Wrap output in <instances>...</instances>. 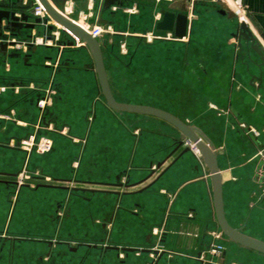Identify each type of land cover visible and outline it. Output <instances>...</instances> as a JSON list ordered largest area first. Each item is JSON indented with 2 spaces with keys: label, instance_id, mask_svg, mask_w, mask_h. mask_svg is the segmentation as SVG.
I'll use <instances>...</instances> for the list:
<instances>
[{
  "label": "crops",
  "instance_id": "0c3cea01",
  "mask_svg": "<svg viewBox=\"0 0 264 264\" xmlns=\"http://www.w3.org/2000/svg\"><path fill=\"white\" fill-rule=\"evenodd\" d=\"M13 1L0 0V4L6 6L0 9L10 10L7 7L14 3L26 6L35 0ZM112 1L95 0L91 5L88 0H51L58 11H68L72 21L80 20V13H85L89 14L88 24L98 21L113 30L100 42L109 86L117 102L135 105L127 99L134 94L147 98L149 86L157 81L153 80L155 75L159 78L157 82L162 76H173L191 108L206 100L194 115H183L179 111L168 113L200 129L213 143L223 178L227 221L233 228L264 242V181H261L264 162L259 155L264 150V72L262 83H252V76H259L260 71L252 64L246 50L241 51L239 40L233 37L239 19L222 13L223 5L233 12L231 0H195L192 19H189L192 0H114L111 4ZM115 5L118 6L116 11L112 9ZM245 5L249 19L257 22L262 34L251 30L264 47V0H245ZM132 7L137 10L134 14L126 12ZM19 13L23 11L16 10V14ZM166 13L187 16L184 38H177L175 31H168L167 36L162 37L157 33V26ZM134 18H138L136 24ZM36 31L39 37L43 36L42 26H37ZM7 33L25 40L31 31L22 25L13 26L4 18L0 37ZM241 42L245 46V41ZM39 47L28 50V54L7 48L5 53L0 51V86L7 87L0 94V114L7 116L0 117L3 225L6 226L9 213L7 208L5 210V202L8 206L11 194H21L24 186L18 187L15 180H8L11 177L2 174L17 176L26 166L31 177L39 174L56 185L70 188L41 187L34 182L25 186L27 194L39 198L36 204L27 201L24 207V212H28L24 213L25 217L32 214L34 223L29 228L27 222L20 223L12 236L25 237V232L34 234L37 240L33 262L117 264L120 260V264H264L263 254L234 242L229 246L224 234H220L209 169L197 150L184 154H181L184 147L177 150L182 139L180 132L160 118L135 113L136 116H129L108 106L88 48L65 49L61 55L62 66L55 74L46 65L51 58H46L43 64L52 71L47 79L14 76L9 58L21 59L28 66ZM45 48L57 50L55 59L58 57L57 45ZM83 48L87 51L85 61L65 56L69 50ZM251 56L253 62H260L253 52ZM4 62L8 63V70ZM82 72L90 74L91 79H76V74L81 76ZM117 74L121 78L117 79ZM51 82L53 104L45 112L39 135L50 139V134L61 137L62 161H56L52 154L46 158L47 164L30 170L29 160L33 153L29 156L21 150L26 154L27 164L20 167L22 154L5 151L13 140L35 132L40 121L35 111L36 100ZM13 87H20V91L16 93ZM9 91L18 99L1 98ZM154 101L161 102V98ZM148 107L156 108L157 105ZM75 114L83 115L81 125L91 123L93 126L100 118L99 135L91 146L90 132L86 138L82 136L86 127L68 121L72 115L71 118H75ZM241 124L255 127L260 135L249 134ZM133 125L134 129L130 130ZM49 126L55 130L47 128ZM116 128H120L119 138L104 137L106 132ZM74 133L78 135L73 136ZM128 137L131 139L125 141ZM52 142V151L54 148L56 151L59 142ZM160 164L163 165L159 168ZM115 183L124 186L104 185ZM73 188L100 191L73 192ZM63 207L64 212L60 210ZM21 245L8 246L2 239L0 264H29L26 254L17 251L18 248L27 249L23 246L26 244ZM213 245L222 246V252L211 254Z\"/></svg>",
  "mask_w": 264,
  "mask_h": 264
},
{
  "label": "water",
  "instance_id": "95a60500",
  "mask_svg": "<svg viewBox=\"0 0 264 264\" xmlns=\"http://www.w3.org/2000/svg\"><path fill=\"white\" fill-rule=\"evenodd\" d=\"M39 3L43 6L47 14L53 21L59 23L65 31L70 32L72 35L82 40L85 43V47L88 48L93 56L95 71L97 73L99 84L101 87L102 94L108 104V106L116 112L120 113H135L146 116H153L165 120L172 124L181 134L182 139L178 142L177 150L179 148H183L181 154L191 152L192 150H197L210 172L212 185H213V202H214V210L217 223L219 228L223 231L225 236L232 242L261 253L264 255V242L258 239L252 238L242 232L241 229L233 228L227 218L225 216L224 204H223V186H222V174L220 172L217 160V153L215 152V147L213 143L205 136V134L198 128L188 125L186 122L182 121L178 117L174 116L171 113L166 111L148 107V106H139V105H130L123 104L116 101L114 98L108 78L106 73V68L104 64L103 50L102 45L99 40L93 38L86 30H84L77 23L71 21L65 16L61 15L54 7L50 0H38ZM114 0L111 2V4ZM223 5V4H222ZM5 5H0V8H5ZM223 14L229 13L234 18L236 16L235 12L228 11L226 6L223 5ZM10 10L0 9V24L1 21L5 18L10 20L13 26L22 25L26 29L32 30L36 28L38 24L41 23L40 18H36L33 23H30L29 20L34 16L33 10L30 9V6H20L17 3L13 4L10 7ZM16 10H22L23 16L22 18H18L15 16ZM231 12V13H230ZM45 21V20H44ZM188 26L187 16H176L173 13H166L164 19L157 26V33L161 36H167L168 31H175V36L179 39H182L186 36ZM251 28L256 30L258 34H262L261 29L259 28L257 22L252 18L249 19V22H240L237 27L236 33L233 34V37L238 41L239 40V48L241 51L244 49L248 54V58L255 64V66L259 69V76H252L253 81H259L262 83V75L264 72V47L258 42ZM51 29V28H50ZM242 40L245 41V46L242 44ZM72 46V44H71ZM245 47V48H244ZM1 51L5 53L6 47L3 46ZM256 54L259 58V63H255L252 60L251 53ZM28 57L25 56V60ZM163 164L158 165V167H162ZM264 167V166H263ZM264 170V168H263ZM5 177H15L13 174H2ZM261 181H264V177L261 178ZM41 187H51V188H64L70 189L69 187H62L53 183L50 184H38ZM109 187H119L122 188L124 185L121 183L115 184H104ZM73 192H89L95 193L100 190L93 189H81V188H73ZM113 193L115 195H120V192L113 191H104ZM118 249V248H115ZM124 251L132 252L133 249L123 248ZM144 252H150L151 250H143ZM156 254L159 251H155Z\"/></svg>",
  "mask_w": 264,
  "mask_h": 264
},
{
  "label": "rangeland",
  "instance_id": "374dc122",
  "mask_svg": "<svg viewBox=\"0 0 264 264\" xmlns=\"http://www.w3.org/2000/svg\"><path fill=\"white\" fill-rule=\"evenodd\" d=\"M16 1L17 0H14L13 2H16ZM2 4H5V3H2ZM2 4H0V5H2ZM197 8H199V7H197ZM196 11H199V10L197 9ZM137 21H138V18L133 19L134 24H136ZM80 23H82V22H80ZM56 55H57V50L46 49L45 47H39L37 52L34 53L33 58H32V60L28 66L25 65L21 59L9 58V62L11 63L12 68H13L12 74L14 76L21 77V78H27V79H39V80L47 79L51 76L52 71L50 69L46 68L43 63L46 61V58H51V60H54ZM65 56L71 57V58H74V59H77L80 61L81 60L85 61L86 57H87V51L84 48L78 49V50H69L65 53ZM22 58H24V57H22ZM0 71H1V69H0ZM74 72H75V70H74ZM82 73H83V75H81V76L76 74V76H75L76 79H79L81 77H83L85 80L91 79L90 74L85 73V72H82ZM119 77L120 76L117 74L116 78L119 79ZM152 77H151V79H152ZM83 78H81V79H83ZM156 78H157V76L155 75L153 80L158 81L159 78H157V79ZM172 78H173V76L169 77V76L165 75V76L161 77L160 82H157V81L152 82L151 81L153 84L150 85L148 88L149 91L147 94V98L144 97L145 95L142 96V95H137V94L135 95L134 94L133 96H130L127 98L129 100V103L135 104V105H144V106H149V105L153 104L155 106L157 105L156 108H159V109L167 111V112L168 111H171V112L179 111L183 115H191V114L194 115L196 113V111H198V109H201L203 107L204 103H207L206 100L200 101L198 103L197 107L191 108L188 105V102H186L184 100V98H187L186 94H184L182 90H179V85L176 84V82ZM41 83H42V81H41ZM122 84H124V83H122ZM139 96H141V97H139ZM8 97H13V94L10 91L1 96V98L4 100H5V98H8ZM13 98H16V97H13ZM157 98H161V102L154 101V99H157ZM16 99H18V98H16ZM35 111L37 114H39V111L36 108V106H35ZM127 115L136 116L133 113H127ZM74 116H76V117L75 118L69 117L68 121H70L71 123L77 122V124L80 123V126L86 127V130H85L86 133L85 134L82 133V136L84 135L83 137L86 138L88 133L90 132V135H91L90 136V146H91V144H93V142H94V139L95 138L97 139V137L99 135L100 129H99L98 124H100V122H101L100 118H98L97 122L92 126L91 123L90 124L87 123L86 125H81L82 119H83L82 114H75ZM9 124H12V123H9ZM134 127H135V125L131 126L129 129L130 130L134 129ZM119 130H120V128H116L115 131L111 130L110 133L106 132L104 134V137L110 136L111 138L114 139V137L116 136L119 138V135H118ZM75 135L77 136L78 134L74 133L73 136H75ZM50 137L53 141L59 142L57 144L58 148L55 146L56 151L54 148V151H51L50 153H47L45 155H37L36 153H33L31 160H29V165H30L29 169L30 170L33 169L34 166H40V165L42 166V165L47 164L46 158H48L52 154L55 155L54 159L56 161H59V160L62 161L61 160L62 159L61 158V155H62V153H61V151H62L61 137L56 135V134H50ZM102 138H103V136H102ZM113 139H111V140H113ZM130 139L131 138L128 137L125 139V141H129ZM106 140H110V139L106 138ZM59 147H60V149H59ZM7 148H9V149H6L7 151H5V152H7L9 154H14V152H18V153L22 154L21 155L22 160L20 161V167L23 166V164H25L26 154L22 153L21 149L15 150L14 148L9 147V146H7ZM64 155L65 154H63V156ZM26 164H27V161H26ZM30 184H32V181L27 183L25 186H28ZM25 186L23 187L21 194H18V192L14 193L15 190H13L14 194H11L8 206L6 205V202H5V210L8 209L7 212H9L8 216H7L6 226L3 225L4 220H5V217H3V207H2V201H1V199L3 198V195L0 194V247L2 245V239H4L5 244H7L8 246H11L12 243H16L17 246H22L21 244H26V245H23L24 247H27L26 250L18 248L17 251L23 252L26 254L25 257L28 259L29 264L30 263L31 264H51V262L40 263L39 261H34V262L32 261V253H33L34 245L36 244L35 240H37L33 236L34 234L29 233V232H25V234H26L25 237H19L18 238V237L12 236L13 235L12 233H14L15 231L18 230L20 223L27 222L28 228H29L30 224L34 223V218L30 217V215L32 216V214H30L28 217H25L24 213H28V212H24L26 210L24 207H25L27 201H29V202L32 201L33 204H36L38 202L37 200L39 198H37L35 194H33L32 196H31V194L30 195L27 194V191H26L27 188ZM31 206L34 207V205H31ZM60 210H62L64 212V207L61 208ZM3 231L5 232V235H1V233ZM220 234L221 235L224 234L222 230H221ZM223 236H224V239L226 241L228 240L227 241L228 245L233 244V242L230 243L231 241H229V239L225 236V234ZM21 241H24V242H21ZM5 251H7V250H5ZM117 264H120V260H117ZM234 264H236V263H234Z\"/></svg>",
  "mask_w": 264,
  "mask_h": 264
},
{
  "label": "built area",
  "instance_id": "2783aa9c",
  "mask_svg": "<svg viewBox=\"0 0 264 264\" xmlns=\"http://www.w3.org/2000/svg\"><path fill=\"white\" fill-rule=\"evenodd\" d=\"M88 1L91 5L95 2V0H88ZM99 1L103 2V0H99ZM194 3L195 0H192L189 19L194 18V14H193ZM231 5L233 12H235L237 18L239 19V23L240 22L248 23L249 17L247 14L245 0H231ZM26 6H30V9L33 10L34 12V16L32 17V19L34 20L36 18L41 19V23L38 24L37 26L43 27L44 30L43 36L41 37L38 36L36 31L37 26L36 28L30 30L31 34L25 40H19L17 38L11 37L10 34L7 33L6 35L0 37V51L2 47L5 46L7 50L10 49L28 54V50H31L32 48H36L39 46L50 47L53 45H57V47L59 48L58 57L55 60H49V62L46 63L48 67L52 68L53 74H55L56 71L62 66V60H61L62 52L70 47H76V48L85 47L84 46L85 43H83L82 40L72 35L70 32L65 31L62 26L61 27L56 26L38 0L29 2V4H27ZM112 9L116 11L118 9V6L115 5L112 7ZM136 11H137L136 7H132L126 10V12L131 14H134ZM59 13L69 19L68 11L59 12ZM15 16L21 19L23 13L15 14ZM88 17L89 14L80 13V20L76 21V23L79 26H81L84 30H86L96 40L101 41L105 34H110L113 32L111 28L103 26L98 21H96L94 24H88L87 23ZM80 22H82L83 25H80ZM153 37H159V36H153ZM4 65L5 68L8 70L9 69L8 63L4 62ZM6 89L7 87L0 86V94L4 93ZM13 89L16 93L20 91V87H13ZM53 94H54L53 83L51 82L49 87L43 90L41 95L36 100V107L39 111L40 121L35 126V132L29 134L26 138L20 139L18 141L13 140L12 142L9 143V146L15 149H21L25 151L29 156L32 153L43 155L52 151L53 149L52 140L48 137L40 136L39 131L43 128L42 121L46 110L49 107H51L53 104ZM0 117L5 118L7 116L0 114ZM240 126L243 129H245L249 134H253L255 137H258L260 135L259 131L255 127L247 126L246 124H241ZM47 128H49L50 130H55V127L49 126ZM259 155L264 162V150L261 151ZM198 156L199 158H201L199 152H198ZM31 181L36 184H50V183L54 184V182H52L50 179L41 178L39 174L37 175V177H31L28 174L26 166L17 176H15V182L18 187L25 186L27 183ZM191 216L192 215H190V217ZM222 250H223L222 246L213 245L210 248V253L213 255H218L222 252Z\"/></svg>",
  "mask_w": 264,
  "mask_h": 264
},
{
  "label": "bare ground",
  "instance_id": "6f19581e",
  "mask_svg": "<svg viewBox=\"0 0 264 264\" xmlns=\"http://www.w3.org/2000/svg\"><path fill=\"white\" fill-rule=\"evenodd\" d=\"M230 6L232 7V5H231V3H230ZM72 21V20H71ZM54 22V24L56 25V26H59V27H61V25L59 24V23H57L56 21H53ZM74 22V21H73ZM76 23V22H75Z\"/></svg>",
  "mask_w": 264,
  "mask_h": 264
},
{
  "label": "flooded vegetation",
  "instance_id": "af4514ba",
  "mask_svg": "<svg viewBox=\"0 0 264 264\" xmlns=\"http://www.w3.org/2000/svg\"><path fill=\"white\" fill-rule=\"evenodd\" d=\"M7 179L13 181V180H15V177L14 178H12V177L11 178H7ZM0 251H1V248H0Z\"/></svg>",
  "mask_w": 264,
  "mask_h": 264
}]
</instances>
